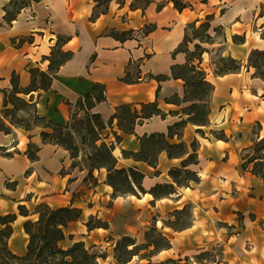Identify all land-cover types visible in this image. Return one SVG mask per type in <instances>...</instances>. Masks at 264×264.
Returning a JSON list of instances; mask_svg holds the SVG:
<instances>
[{"label":"crops","instance_id":"0c3cea01","mask_svg":"<svg viewBox=\"0 0 264 264\" xmlns=\"http://www.w3.org/2000/svg\"><path fill=\"white\" fill-rule=\"evenodd\" d=\"M183 1L191 6L177 10L169 0H153L143 10L126 5L111 6L90 20L93 4L88 0H40L28 6L29 11L35 12L32 20L28 19L29 11L25 8L10 24L0 19V116L2 89L10 87L12 72L18 75L19 85L26 87L30 83L29 67L47 69L48 60L44 57L49 55L57 35L69 36L63 48L72 51V56L52 74L48 89L25 96L29 98L32 94L39 114L55 122H66L73 108L70 104L87 92L95 93L94 83L104 85L105 99L96 103L91 112L99 113L105 122L122 104L140 110L142 103L156 101L165 113L137 123L133 133L122 132L116 120L102 130L107 142L114 138L112 131L121 136L113 149L116 167L133 166L144 174L141 185L146 192L139 195L112 196L103 167L93 170L95 183L90 178L84 180L86 168L72 167L68 150L42 141L41 127L26 130L12 126L9 133L0 131V216L16 215L7 239L12 253L26 252L28 235L23 223L35 220V207L44 202L51 208L70 205L80 209V216L63 228L64 238L58 245L67 248L72 242L82 241L86 248H106L107 255L99 259V264H142L147 259L158 263L168 258L192 256L221 242V256L228 264L246 257L264 258L261 224L264 222V180L250 171L253 162L246 169L241 167V153L249 152L253 140L264 136V80L253 76L254 68L246 66L252 51H264V0ZM206 15H212L207 31L211 41L203 44L206 51L199 65L205 71L206 80L213 85L208 124L187 123L181 136L188 152L190 142L194 138L198 140L197 163L185 168L196 171L199 181L177 186L169 170L181 167L185 156L168 157L161 151L153 167L122 152L139 150L137 136L166 132L169 124L187 117L180 112L169 113L189 103L183 100L184 82L172 76L171 65L186 61V52L178 50V46L187 26L198 25ZM46 18L50 28L46 27ZM150 24L154 25L153 29L144 35V26ZM216 27L220 33L214 30ZM110 31L131 34L118 39ZM20 37L28 39L18 45L11 43V38L17 41ZM190 44L188 41V48ZM218 54L240 61L241 68L215 74L213 58ZM126 71L133 77L140 75L141 79L123 81ZM149 74H163L167 78L157 80L148 77ZM214 131H223L228 138H218ZM170 141L177 142L178 138ZM29 142L38 147L35 160L25 153ZM261 151L264 153V148ZM165 183H172L175 191L157 197L149 193L154 185ZM19 204L26 208L27 215L19 213ZM184 206L189 207V224L175 230L163 223L168 218L173 220L171 213ZM90 217L106 222L107 227L88 229L86 222ZM152 223L170 240V247L145 258L135 255L126 263L116 262L115 242L124 235L133 237L136 243L144 242V231ZM225 224L233 225V231L228 233ZM3 227L0 222V230ZM246 243L250 246L244 254Z\"/></svg>","mask_w":264,"mask_h":264},{"label":"trees","instance_id":"16d2710c","mask_svg":"<svg viewBox=\"0 0 264 264\" xmlns=\"http://www.w3.org/2000/svg\"><path fill=\"white\" fill-rule=\"evenodd\" d=\"M40 0H7L2 6L3 14L1 19L9 23L16 19L17 15L22 9L31 6L32 2H39ZM95 1V0H94ZM108 1V0H107ZM177 10H182L185 7L191 6L183 0H169ZM205 1V0H202ZM100 2V1H99ZM98 2V3H99ZM97 3V4H98ZM101 3V2H100ZM96 5L93 6L90 20H94L105 11H96ZM160 7V4L159 6ZM212 15H206L205 20L197 25L211 39L207 32L210 27V19ZM0 25L2 21L0 20ZM195 26V23L189 26ZM154 25H145L142 33L145 35L153 29ZM188 27V26H187ZM218 31L216 27L214 29ZM112 36L118 39H125L130 36V31H110ZM195 37V36H194ZM194 37L188 39L187 30L184 34L182 42L178 46V50L186 52V61L184 63H173L171 65V74L174 78H180L184 82L185 95L184 101L189 103L182 106L179 110L170 111L172 114H186V118H181L169 124L166 132H151L137 136L140 148L137 151H123L125 156L131 157L134 160L144 161L150 166H155L158 154L165 151L168 157H183L181 167H174L169 170V175L177 186L186 185L190 182H198L199 177L197 172L186 166L197 163V149L198 140L194 138L190 142L191 151L188 152V147L185 142L181 140L182 131L187 123L206 125L208 124L209 113V98L213 90V85L205 78V71L199 65L205 47L199 43H194V50L190 51L187 44L191 42ZM28 39L20 37L17 41L11 38L13 45L20 44L23 40ZM69 40V36L57 35L54 45L51 47L49 55L44 59L48 60V67L46 70H41L37 66L29 67L30 83L26 87H21L18 82V75L12 72L10 77V87L2 89V109L0 116V131L4 133L11 132V127H21L30 130L35 126L41 127L39 132L41 140L57 144L68 150L72 158L71 166H77L79 169L86 168L87 173L84 177L90 178L94 183L96 179L93 177V170L105 168L107 171L106 182L112 187V196L134 194L139 195L146 192L141 185L144 174L133 166L130 167H116V157L113 155L114 143L121 140V136L112 131L113 140L107 142L103 136L102 130L106 126H110L113 120H116L117 127L124 133H133L134 127L137 123H141L144 119L152 115L164 116L165 113L158 107L156 101L142 103L140 110L132 108L129 104H122L115 108L109 120L105 122L99 113L91 112V108L105 99V87L103 84L94 83L92 90L95 93L87 92L85 95L79 97L74 104H70L73 108L70 112L69 119L66 122H55L52 119L41 115L36 110V103L33 100L32 94L29 98L25 96L36 90H46L51 85L52 74L65 61L71 58L72 51L64 49L63 45ZM199 52L196 53V50ZM220 58V65H216L214 73L223 75L230 72H236L241 68L242 63L230 56L216 55ZM197 61V62H196ZM247 68L249 66L254 68L253 76L264 80V51H252L247 59ZM148 77H154L157 80L167 78L166 75L151 74ZM141 79L140 75L133 77L128 71L122 77L123 81L134 82ZM178 102V98L174 99ZM79 110L83 113L79 114ZM26 112V115L16 117L17 114ZM197 132L203 134L200 128ZM214 135L221 139H227L228 136L223 132H215ZM80 140L75 141V137ZM177 137V142L170 141L171 138ZM80 143H87L89 152L85 153V158L88 165L79 164L78 157L82 148ZM264 136L259 139H254L252 145L249 147V152H242L241 167L247 168L249 162H253L250 171L264 180ZM38 147L32 142L27 144L25 153L31 160L37 159ZM251 152V153H250ZM175 191L172 183L156 184L149 189V193L153 197L161 195H169ZM20 214L27 215L26 208L18 205ZM37 218L35 220H26L23 223V229L28 235V242L26 245V252L23 255H16L12 253L7 247V239L9 238L12 228L11 222L15 219V214H6L0 216V222L4 227L0 230V264H99V259H104L106 253H97L92 248H86L82 241L72 242L67 248H61L58 241L64 238L63 228L66 224L75 220L80 216V209L70 205L51 208L46 203H38L35 207ZM189 213V207L184 206L180 210H175L171 214L174 219L170 218L163 220V223L180 230L187 224L179 225V217L182 213ZM155 220L156 218L153 217ZM239 226L241 224V214L238 213ZM86 226L88 229L93 227H107V223L100 219L90 217ZM226 227L232 229L233 225ZM144 242L136 243L135 239L129 235H124L118 239L113 247L114 259L118 263H126L132 259L133 256L145 258L150 256L154 251L169 248L170 240L155 226L154 223L149 225L144 231ZM150 250L146 251L149 247ZM212 249H202L198 253L192 255L196 262L202 263H217L219 260L209 259L207 256L212 254ZM215 254V253H214ZM189 256L183 258H168L164 261L153 263L148 261L145 264H183V260H189Z\"/></svg>","mask_w":264,"mask_h":264},{"label":"rangeland","instance_id":"374dc122","mask_svg":"<svg viewBox=\"0 0 264 264\" xmlns=\"http://www.w3.org/2000/svg\"><path fill=\"white\" fill-rule=\"evenodd\" d=\"M6 1L7 0H0V19H1V16L3 14V10L1 9V6ZM88 1H90L93 4V6L96 5L100 1L101 3L99 2L97 4L95 10L96 11H105L106 9L108 10V8L111 7V6L117 7V6H122V5H126L127 7H130V8H136L137 7V8H140V9L143 10L153 0H108V1L107 0H95V1L94 0H88ZM159 4L160 3H158V6H159ZM33 5H34V2L31 3V7ZM28 8L29 7H26L25 9H27V11H29ZM27 13H28V15H27L28 16V19L32 20V19L35 18V12L32 13L31 11H29ZM47 18L44 19L46 21V24H47L46 27H49L50 28L51 25H49ZM42 26H44V23L43 22H42ZM217 32L220 33V29H218ZM187 37H188V39H190L191 37H194V39L191 41V44H190V48H189L190 51H193L194 50V43H199L203 47L204 46L203 44H205L206 42H210L211 41V39L208 38L206 36V34L202 31V29L199 28L197 25H195V26H192V25L189 26L188 25V27H187ZM187 46H188V44H187ZM198 52H199V49L196 50V53H198ZM213 61L216 63V65H220V58L219 57L214 56ZM22 115H26V112H21L20 114L18 112V114H17L16 117H20ZM79 140H80V138L76 136L75 137V141L78 142ZM79 145L82 148V151L79 154L78 162L81 165L87 166L88 165V161L85 158V153H88L89 152L87 143H84V144L80 143ZM188 222H190V216L187 213H185V212L182 213L180 215V217H179V223L178 224L179 225H183V224H187ZM261 224H262V226H264V222H262ZM230 230L231 229L228 228L227 232L230 231ZM232 231L233 230H231V232ZM228 233H230V232H228ZM221 243L220 244L219 243L212 244V245H210V246H208L206 248V249H212V248H214L212 250L213 251L212 254H210L209 256H207V258L219 260V262H217V263H208L206 261H202V263H199V262H196V259L192 258V256H189L190 259L189 260H183L182 263L183 264H228L229 263L228 261H226V260L224 261L222 259V256L221 255H222L223 245ZM249 246L250 245L248 243H246L244 245V247H243V253L244 254H247L245 252V250H249ZM92 250L96 251L97 253L105 252L106 255H107L106 248L102 249V248H100L98 246V247L92 248ZM175 259H177V258H175ZM137 261H138L137 258H135L134 259V262H137ZM141 263L142 264H145L146 261H142ZM232 264H264V258L261 257V256L259 258H254V257H249L248 258V257H246L242 261H239V260L238 261H233Z\"/></svg>","mask_w":264,"mask_h":264}]
</instances>
